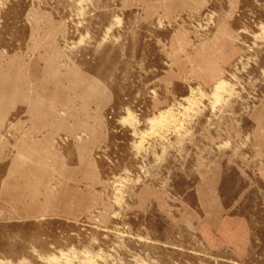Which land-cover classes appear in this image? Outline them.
Here are the masks:
<instances>
[{"label":"rangeland","instance_id":"1","mask_svg":"<svg viewBox=\"0 0 264 264\" xmlns=\"http://www.w3.org/2000/svg\"><path fill=\"white\" fill-rule=\"evenodd\" d=\"M0 264H264V0H0Z\"/></svg>","mask_w":264,"mask_h":264}]
</instances>
